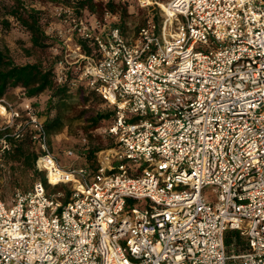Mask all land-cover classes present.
<instances>
[{
  "label": "built area",
  "instance_id": "1",
  "mask_svg": "<svg viewBox=\"0 0 264 264\" xmlns=\"http://www.w3.org/2000/svg\"><path fill=\"white\" fill-rule=\"evenodd\" d=\"M137 2L164 18L133 36L57 8L67 46L98 50L66 61L114 109L94 168L61 163L31 99L0 98V169L28 133L48 184L70 187L0 196V264H264V0Z\"/></svg>",
  "mask_w": 264,
  "mask_h": 264
},
{
  "label": "trees",
  "instance_id": "2",
  "mask_svg": "<svg viewBox=\"0 0 264 264\" xmlns=\"http://www.w3.org/2000/svg\"><path fill=\"white\" fill-rule=\"evenodd\" d=\"M60 2V6L72 7L75 14L89 24H93L95 21H104L108 12L112 14L119 13L123 20L118 25L128 35L126 15L129 6L126 3H117L115 0H108L106 2L97 0H61ZM7 9L9 14L20 25L23 32L27 34V38L19 39V42L23 45V50L29 59L24 62H18L9 50L0 48V98L7 97L11 100H16L22 97L31 99L39 115L44 119L52 147L51 136L65 127L67 112L72 106V99L74 97L73 82L77 80L75 70L69 66L68 71L63 76L64 80L62 82L57 81V60H50L49 57L46 59L44 55L53 46L57 49H64V39L57 33H47L41 9L34 7L25 0H15ZM149 21L155 20H146L143 25L138 27L137 32ZM3 24L6 27L10 26L7 19L3 20ZM72 40H74L75 44H79L82 47V51L87 55L98 54L96 45L90 42V40L80 38L77 33L73 35ZM76 86L75 93L82 96L85 104L94 99H97L101 104H106L100 94L90 88L85 81L79 82ZM15 89H21L20 96L17 95L15 97L13 95ZM43 94H48V99L45 105L41 107L37 100ZM113 114L114 109L111 107L106 110L97 111L89 117L90 125L85 127L86 130L99 127V124L103 120L112 119ZM84 137L87 138V136ZM108 139L110 142L106 146L93 145L90 147L88 143V150L82 154L85 160L83 164L94 168L96 166L97 152L102 148L110 146L112 143V139L110 137ZM8 142L9 148L5 150L3 155V160L6 164L10 159L20 162L34 172L36 176L35 181L42 180L50 194L63 191L65 194L64 200L68 199L70 195L69 185L60 184L52 187L48 184L45 175L43 178L38 177L44 173L37 169L36 161L39 158V151L28 133L19 139L10 137ZM58 186L60 188H56ZM234 234L233 232H228V242L230 241L229 236ZM239 241H241L240 238H237V243Z\"/></svg>",
  "mask_w": 264,
  "mask_h": 264
},
{
  "label": "rangeland",
  "instance_id": "3",
  "mask_svg": "<svg viewBox=\"0 0 264 264\" xmlns=\"http://www.w3.org/2000/svg\"><path fill=\"white\" fill-rule=\"evenodd\" d=\"M15 0H0V48L3 50H9L10 53L15 57L18 62L27 61L29 58L26 56L23 50V45L19 42V39L27 38V34L23 32L17 21L9 14L8 7ZM34 7L41 9L43 11V21L46 23V30L48 34H58L59 30H66L68 25L63 22L57 16V8L61 4V0L51 1V0H25ZM97 1H108V0H97ZM117 3H126L128 8V13L126 17L127 32L129 36H133L137 33L139 26L143 25L146 20H155L157 25L162 23L164 18V12L162 7L155 3L154 5L142 8L138 5L137 0H115ZM160 4L167 3L171 0H156ZM116 16V22L120 23L123 18H121L119 13H113ZM8 20L10 23L9 27L3 24V20ZM65 47L56 48L50 47L47 50V54L44 56L46 59L49 57L50 60H57L56 65V76L58 80V74L63 75L68 71L70 66L75 70L76 79L80 75L79 63H68L66 61L67 54L71 53L68 57L69 61H74V40L68 41L69 47L64 42ZM79 84V80H76ZM73 84V99L72 106L67 112L66 125L65 127L54 133L51 136L52 149L54 153L59 157L63 165H81L85 162L84 158L81 157L79 152L81 151V141L84 136H87L89 146L102 145L106 146L110 141L108 136L104 135L103 129L110 123V119L103 120L100 126L97 128L86 130V126L90 125L89 117L100 110H106L110 107L106 104H101L97 99L90 100L85 104L82 96L75 93L76 85ZM14 96L21 95V89L14 90ZM48 99V94H43L38 97V102L41 107L45 105ZM91 135V136H90ZM75 149L78 151L77 156L73 158H67L65 155V150ZM7 168L5 170L0 169V196L5 200L9 201L15 189L20 188L22 190H28L32 187L35 182L36 176L34 172L21 164L18 161L9 160L6 164ZM39 178H43L44 174H40ZM60 188V186L56 187ZM53 189V188H52ZM55 189V188H54ZM205 196L209 199L214 197L211 189L208 188L205 191ZM229 264H233L231 261Z\"/></svg>",
  "mask_w": 264,
  "mask_h": 264
},
{
  "label": "crops",
  "instance_id": "4",
  "mask_svg": "<svg viewBox=\"0 0 264 264\" xmlns=\"http://www.w3.org/2000/svg\"><path fill=\"white\" fill-rule=\"evenodd\" d=\"M15 91H13V93H14Z\"/></svg>",
  "mask_w": 264,
  "mask_h": 264
},
{
  "label": "bare ground",
  "instance_id": "5",
  "mask_svg": "<svg viewBox=\"0 0 264 264\" xmlns=\"http://www.w3.org/2000/svg\"><path fill=\"white\" fill-rule=\"evenodd\" d=\"M166 7V6H165Z\"/></svg>",
  "mask_w": 264,
  "mask_h": 264
}]
</instances>
